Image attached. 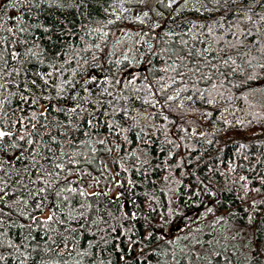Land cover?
<instances>
[{
    "label": "snow or ice",
    "instance_id": "snow-or-ice-1",
    "mask_svg": "<svg viewBox=\"0 0 264 264\" xmlns=\"http://www.w3.org/2000/svg\"><path fill=\"white\" fill-rule=\"evenodd\" d=\"M39 14L46 23L30 22ZM109 25L120 32L114 41ZM37 30L47 36V49ZM93 34L98 42L77 47ZM98 52L118 68L138 70L127 73L131 79L105 77L100 83L110 87L97 93L95 75L77 76L89 64L85 54L99 66ZM256 109L264 110V0H0V264H264V157L253 164L244 155L255 176L239 175L219 190L193 174L192 197L210 198L193 220L213 217L206 234L197 226L170 238L167 216L160 231L148 216L147 226L137 228L128 223L138 222L137 212L117 217L102 202L114 190L108 184L124 187L125 161L142 173L154 145L159 152L181 148L169 135L173 129L196 136L195 125L215 123L218 113L227 127L258 121L264 135ZM238 111L252 119H226ZM133 143L130 152L123 147ZM122 149L116 171L107 164L101 170L110 173L104 190L96 169L82 165ZM174 155L169 148L168 158ZM183 165L181 158L176 166ZM237 167L245 166L229 171ZM126 183L129 191L136 186L131 178ZM225 191L232 204L220 198Z\"/></svg>",
    "mask_w": 264,
    "mask_h": 264
},
{
    "label": "trees",
    "instance_id": "trees-1",
    "mask_svg": "<svg viewBox=\"0 0 264 264\" xmlns=\"http://www.w3.org/2000/svg\"><path fill=\"white\" fill-rule=\"evenodd\" d=\"M96 19L104 20L105 18L100 16ZM30 22L46 23V20L43 14H39L38 20L34 18L30 20ZM89 26L95 27L97 25L90 24ZM109 29L116 32V36H110V40L114 41L120 35L119 29L111 25H109L106 30ZM37 36L40 37L39 42L41 46L47 49L50 43L47 36H43L39 30H37ZM85 41L88 43L98 42L95 34H93L92 36H85L84 41L78 44L77 47H80ZM73 43H75V41H73ZM57 44H59V41H57ZM111 47L112 45L110 43L106 51L110 50ZM127 47L128 45L125 44L122 46L121 50H126ZM85 55L89 58V64L84 65L80 69L82 75L77 76V79L82 80L90 74L95 75L97 81L92 87H94L97 93L103 87H110L106 83H100L105 77L131 79V76H128L127 73L129 71L135 72L138 70L132 65H129L128 68H124L123 66L118 68L114 63H107L105 62L106 58L104 55L99 52L97 53V55L100 56V60L97 62L99 66L92 67L93 62L90 59L91 54L88 53ZM118 58H120L119 52L111 59L115 60ZM73 66H75V64H73ZM137 83H139V81H137ZM110 90L112 89L110 88ZM125 94H127V91ZM236 106L243 107V102L238 101ZM134 107L139 108L140 101H136ZM197 107H200V105L198 104ZM140 110L143 111L144 109ZM147 111L150 113L153 110L149 108ZM256 111L264 115V110L256 109ZM214 118L216 119L215 123L202 119L200 124L195 125L197 129L196 136L188 137L185 136L183 132L179 131V129H173L175 135L173 136L172 132H170L169 135L172 136L173 139H176L178 143H181V148L175 149L172 148L171 145H168L165 147L164 152H159L156 151L157 145H154L148 157L151 161V167L145 165L144 169H142L143 174L137 173L132 169L133 162L131 159L125 161V167L129 169V172L125 173L120 171V179L125 181L124 187L116 188L114 185L108 184V187H113L114 190L109 192L108 197L102 198V202L108 209L115 213L117 217L123 215L125 212V203H127L131 211L138 213V222L128 221L129 224L135 223L137 228H139L140 225L147 226L150 220L157 226V231H160L159 221L167 216L170 224L164 228V231L168 233L170 238L183 235L188 232L189 229L195 230L197 226L202 227L204 229V234H206L208 232V222H210L213 217L209 215L207 221L201 218L196 223H193V220H195L198 213H203V205L210 203V198L206 195H202L199 199L192 197L193 188L198 186V180L194 178L193 174L199 179L207 178L206 182H211L214 190H219L222 186L236 179L239 175L255 176V173L247 171L249 161L243 159L244 155H249L251 163L253 164L256 163L257 159L264 157V135L260 134L262 129L260 122L253 121L251 125L227 127L224 123L225 118L219 117L218 113H214ZM189 119H194V117L189 116ZM226 119L232 121L235 119L251 120L252 116H245L244 112L238 111L235 117L228 115ZM128 123L130 124L131 121H128ZM183 126L191 129L193 125L185 123ZM172 127V125H169V128ZM100 132L102 136L107 135L106 129H101ZM200 133H204L205 135L200 136ZM129 135L131 137L132 134ZM157 135L159 136V133ZM181 136L185 137L183 141L179 139ZM108 139L110 144L115 142L114 137L109 136ZM160 140H163L162 136H160ZM208 140H211L212 143L209 144L207 142ZM240 144H247L248 147L240 149ZM184 145L188 147H184ZM97 147L99 148L100 146L97 145ZM123 147L130 152L136 145L133 143L132 145H124ZM169 148L175 153L171 159L167 156ZM123 155H125L123 149L120 152H100L97 154L98 158L93 166L82 165V167H89L90 171H92L93 168L96 169L93 174L99 176L100 180L103 182L101 188H104V183H106L105 177L110 176V173L107 171L102 172L101 170L104 168V165L107 164L109 168L112 169V173H114L116 171V165L113 161L119 160ZM197 157H199L198 160L196 159ZM181 158L184 159V165L177 167L176 165ZM189 161H191V163H189ZM233 164H244L245 167L243 169L237 167L235 172H230L229 169ZM260 168L264 171V166H260ZM221 172L226 175L221 177L219 175ZM169 173H171V176H169ZM165 177H168V179L165 180ZM129 178L136 183L135 188L130 191L127 190L126 183ZM232 187L238 188V185H232ZM104 190L107 189L104 188ZM88 191L91 192L92 189L90 188ZM121 192H123V195L120 196L119 200L115 203H108V200L112 196L118 195ZM189 197H191V199H189ZM220 198L225 200L226 204L233 203L232 193L225 191L221 193ZM198 203L201 205L200 207H197ZM233 206L239 207V205ZM150 208L155 209V211L150 212ZM145 216H148L149 220H145ZM239 220L240 216L238 215L236 219L230 221V223L235 224ZM221 231L223 230L221 229ZM237 258L240 259V257ZM153 264H155V262H153Z\"/></svg>",
    "mask_w": 264,
    "mask_h": 264
},
{
    "label": "water",
    "instance_id": "water-1",
    "mask_svg": "<svg viewBox=\"0 0 264 264\" xmlns=\"http://www.w3.org/2000/svg\"><path fill=\"white\" fill-rule=\"evenodd\" d=\"M125 204H126V206H125V211H126V210H128V209H130V208H129V206H128L127 203H125Z\"/></svg>",
    "mask_w": 264,
    "mask_h": 264
}]
</instances>
